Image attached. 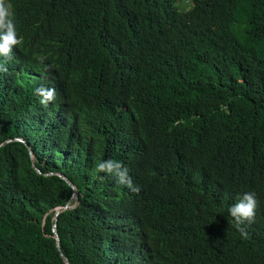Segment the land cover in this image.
<instances>
[{
	"label": "trees",
	"instance_id": "trees-1",
	"mask_svg": "<svg viewBox=\"0 0 264 264\" xmlns=\"http://www.w3.org/2000/svg\"><path fill=\"white\" fill-rule=\"evenodd\" d=\"M176 1L7 0L21 43L0 63L19 54L25 84L56 99L10 130L0 81V144L33 152L0 146V264H264V0ZM76 108L95 123H75L78 150ZM107 160L145 193L97 171ZM246 192L243 236L228 210Z\"/></svg>",
	"mask_w": 264,
	"mask_h": 264
},
{
	"label": "clouds",
	"instance_id": "clouds-1",
	"mask_svg": "<svg viewBox=\"0 0 264 264\" xmlns=\"http://www.w3.org/2000/svg\"><path fill=\"white\" fill-rule=\"evenodd\" d=\"M20 43L21 38L18 35L17 23H15V14L12 10V5L8 3L7 0H0V59L4 62L10 60L13 57L15 48ZM38 49L45 52L40 48ZM17 52L19 53V49ZM16 58H19V54L15 55L13 63H0V81H2V84L5 85L7 94L10 97L12 104L18 109L10 116L8 129L26 131L30 129V127L32 128L36 125L37 121H42L48 115L49 111L44 109V106L47 107L53 103L56 96L54 88L41 87L46 83L38 84L34 90L28 87V85L24 82V73L22 69L23 58L18 60H16ZM81 121H85L87 124H95L85 109L76 108L73 109L70 117L66 119V126L64 129V137L67 143L76 150L79 149L80 145H84L88 142L86 140L84 127L75 126V123ZM12 139L25 141L20 138V136ZM12 139L5 140L0 144V146ZM25 143L29 152L32 154V148L29 143L26 141ZM96 170L115 176L119 184H126L127 187L135 193H139L140 190L145 193L143 188L140 189L138 187L140 185L138 182H132L128 175V169L123 167L120 162L107 160L97 164ZM69 184L72 185L73 183L70 182ZM74 195V204H76L77 193L75 192ZM127 203L129 204V202ZM74 204L69 205V203H67L64 206L54 208V219L56 215V225L57 215L59 212L64 209L71 208ZM257 204L258 201L255 193L246 192L239 197L237 202L231 205L228 210L229 215L232 218L229 223H232L243 236H246L247 232L242 225L254 223ZM127 236L129 239L128 246L131 244L134 249L139 250L137 255L143 254V258L149 257L150 251L144 241L133 235L128 234ZM110 254L111 252L108 251L107 256H110Z\"/></svg>",
	"mask_w": 264,
	"mask_h": 264
},
{
	"label": "rangeland",
	"instance_id": "rangeland-1",
	"mask_svg": "<svg viewBox=\"0 0 264 264\" xmlns=\"http://www.w3.org/2000/svg\"><path fill=\"white\" fill-rule=\"evenodd\" d=\"M192 6V0H177L176 1V8L178 11L183 12L190 9Z\"/></svg>",
	"mask_w": 264,
	"mask_h": 264
},
{
	"label": "water",
	"instance_id": "water-1",
	"mask_svg": "<svg viewBox=\"0 0 264 264\" xmlns=\"http://www.w3.org/2000/svg\"><path fill=\"white\" fill-rule=\"evenodd\" d=\"M68 183H70L68 180H67ZM55 228H56V215H55V219H54V225H53V231H54V237L56 239V245L59 246V237L57 235V233L55 232ZM62 255V258L65 262V264H69V261L67 260V258L61 253Z\"/></svg>",
	"mask_w": 264,
	"mask_h": 264
}]
</instances>
